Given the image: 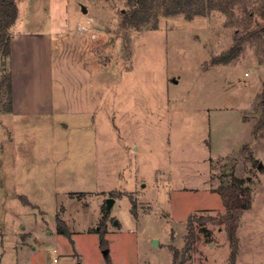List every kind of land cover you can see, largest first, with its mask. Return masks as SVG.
Returning a JSON list of instances; mask_svg holds the SVG:
<instances>
[{"label": "rangeland", "instance_id": "obj_1", "mask_svg": "<svg viewBox=\"0 0 264 264\" xmlns=\"http://www.w3.org/2000/svg\"><path fill=\"white\" fill-rule=\"evenodd\" d=\"M135 1L15 0L25 104L0 111V264H264L256 43L212 63L241 26L161 3L134 23ZM11 66L0 58V79ZM230 175L252 192L235 258L212 221L186 250L188 217L223 213L214 189Z\"/></svg>", "mask_w": 264, "mask_h": 264}, {"label": "trees", "instance_id": "obj_2", "mask_svg": "<svg viewBox=\"0 0 264 264\" xmlns=\"http://www.w3.org/2000/svg\"><path fill=\"white\" fill-rule=\"evenodd\" d=\"M162 4L167 15L179 12H186L187 15H202L206 12L217 10L224 13L228 23L241 26L234 31V43L223 53L214 56L212 63L224 64L235 58L243 48L246 41L256 43L259 62H264V0H136L133 9L125 15L130 22L138 23L148 21L155 16L157 7ZM250 4V5H249ZM243 10V16L235 18V7ZM260 15L261 21L255 22V15ZM18 16L15 0H0V58L8 57L11 49V34L9 28L15 23ZM6 66V65H5ZM4 89V90H3ZM11 79L9 71H4L0 79V111H11L12 97ZM5 93L6 101H2V94ZM262 107L260 118L256 122L255 129L264 127V93L259 102ZM245 179L230 175L227 181H222L214 190L220 194L224 212L218 216H210L208 220L189 216L187 220L188 233L186 236L185 249L195 248V242L199 238V230L196 223L201 226L205 222L212 221L222 224L226 231L228 242L231 246L230 257L234 259L237 253L236 232L239 220L245 209L249 208L252 202L251 189L244 185ZM59 232L68 233L62 227ZM100 235H103L100 233ZM102 237V236H101ZM103 240L101 246L104 247Z\"/></svg>", "mask_w": 264, "mask_h": 264}, {"label": "crops", "instance_id": "obj_3", "mask_svg": "<svg viewBox=\"0 0 264 264\" xmlns=\"http://www.w3.org/2000/svg\"><path fill=\"white\" fill-rule=\"evenodd\" d=\"M17 11H18V8H17ZM14 39H15V35L12 32V40L10 42L11 49H10V54L8 56V60L10 62H12V66H11V69L9 70V68H8V70H9L10 79H11L10 97H12V110H13L12 112H17V111H19L21 105H23V103L25 104V101L22 100L21 96L18 93V86H17L18 85V81H17L18 79L16 76V70H15L18 47H17V45H15Z\"/></svg>", "mask_w": 264, "mask_h": 264}, {"label": "water", "instance_id": "obj_4", "mask_svg": "<svg viewBox=\"0 0 264 264\" xmlns=\"http://www.w3.org/2000/svg\"><path fill=\"white\" fill-rule=\"evenodd\" d=\"M113 202V199L111 197H109L107 200H106V209L108 210L109 206L112 204ZM116 222V221H115ZM153 243L156 245L157 244V241L153 239Z\"/></svg>", "mask_w": 264, "mask_h": 264}, {"label": "built area", "instance_id": "obj_5", "mask_svg": "<svg viewBox=\"0 0 264 264\" xmlns=\"http://www.w3.org/2000/svg\"><path fill=\"white\" fill-rule=\"evenodd\" d=\"M58 263V259L56 257L52 258V260L50 261L49 264H57Z\"/></svg>", "mask_w": 264, "mask_h": 264}]
</instances>
